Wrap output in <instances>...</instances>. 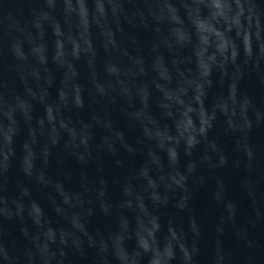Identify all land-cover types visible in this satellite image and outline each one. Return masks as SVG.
Segmentation results:
<instances>
[{
	"label": "clouds",
	"instance_id": "9594fccd",
	"mask_svg": "<svg viewBox=\"0 0 264 264\" xmlns=\"http://www.w3.org/2000/svg\"><path fill=\"white\" fill-rule=\"evenodd\" d=\"M5 8L0 0V220L13 222L16 232L0 225V264H74L71 258L84 260L88 250L92 264H196V219L189 216L186 231L172 219L162 224L157 210L171 203L191 212L192 186L210 179L201 168L227 164L209 138L218 115L227 132L239 134L236 151L253 168L249 112L259 125L264 111L238 85L245 68L264 62V0H34L23 19ZM143 33L151 34L147 44ZM217 71L221 87L228 78L227 94L209 109ZM113 112L138 129L135 143ZM54 150L62 153L59 165L67 158L75 170L50 174ZM136 157L139 165L129 168ZM110 168L125 170L112 178L121 196L115 202ZM14 171L22 179L10 189ZM216 185L212 197L224 214L210 264H234L235 252L221 237L237 209L223 183ZM33 186L49 193L56 221L33 197ZM243 187L255 205L251 181ZM97 209L115 221L107 235L89 229ZM236 236L264 251L245 232Z\"/></svg>",
	"mask_w": 264,
	"mask_h": 264
},
{
	"label": "water",
	"instance_id": "95a60500",
	"mask_svg": "<svg viewBox=\"0 0 264 264\" xmlns=\"http://www.w3.org/2000/svg\"><path fill=\"white\" fill-rule=\"evenodd\" d=\"M34 0H4L6 5L5 12H12L13 14H20L17 18L23 19L26 17L29 11V4ZM151 39V34L143 33L141 35V41L147 44ZM242 63V61H241ZM57 81L59 80V73L53 69ZM82 72L86 71L81 69ZM233 69L229 66V74ZM245 75L239 82L238 89L240 92L247 94L253 101L254 106L257 109L264 111V83L261 82V77L264 76V62L261 63L259 69L251 66L244 69ZM213 84L208 90V99L206 100V107L211 109L212 102L215 97L227 94L228 78L225 77L224 86L220 84V74L215 72L212 77ZM53 97L55 96V87L50 90ZM90 110L86 108L81 116L87 118ZM153 114L159 119L160 112L155 103L152 104ZM36 114H42V107L36 106ZM249 116L253 119V126L247 133L248 143L253 149L257 160L254 162L253 168L247 170L245 165L247 163L242 152L236 151V142L239 137L238 133H231L226 131V124L224 118L218 115V119L215 122L214 128L209 132V138L214 139L218 146L224 152L227 159V164L221 168L212 169L211 172L206 166L201 168V173L208 179L207 184L203 186H192V200L190 201L191 212H177V210L170 203L168 207H161L157 210V214L161 216V223L166 225L169 219L178 227H184L187 231V222L189 216L196 219L197 223L201 227V239L199 240V247L201 249L199 256L195 258L196 264H210V253L215 244V228L220 224V218L224 214L223 203H217L212 193L216 190V181L220 180L226 189V198L236 206L235 223L232 221H225L222 225L224 228V234L221 237L225 247L235 252L234 264H264V251H258L255 246L249 248L246 246L244 239L237 238L236 233L243 231L246 233L247 239L251 240L255 244L264 245V123L257 125L252 112H249ZM113 119L124 131L129 139V142L135 143L137 136L139 135L138 129L130 128L124 120L120 117L118 112H113ZM170 121H162V123ZM23 138V137H22ZM21 138V139H22ZM202 155V146L197 148L194 152V159ZM62 153L59 150H54L52 163L49 168V172L52 175L57 173L61 174L67 170H75V164L73 161L65 158L64 165L57 163ZM236 161H239V167L236 165ZM140 158L136 157L129 168L138 166ZM125 170L110 168L109 170V182H110V198L115 202L118 201L120 196L119 187L112 183L113 177H119L124 174ZM22 179L17 172H13L10 175V185L15 180ZM251 181L255 191V205L253 199L249 197L245 191L243 185L245 181ZM70 187H75L74 183H69ZM32 195L37 199L42 207H44L47 215L56 221L55 213L52 211L51 202L48 199L49 193L45 190H40L37 186L32 187ZM257 211L261 215L257 216ZM129 220H133L131 213H127ZM91 223L89 229L91 231L99 230L107 235L108 231L115 227V221L113 218L104 216L98 209L96 214L90 218ZM0 225L10 234H15L16 225L10 221L0 220ZM128 247L134 246V240L128 241ZM94 250H88L84 260H80L78 256H73L71 259L74 264H92V258L94 256Z\"/></svg>",
	"mask_w": 264,
	"mask_h": 264
}]
</instances>
